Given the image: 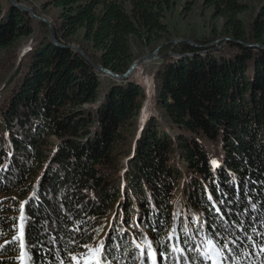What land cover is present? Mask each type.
<instances>
[{
    "label": "trees",
    "instance_id": "1",
    "mask_svg": "<svg viewBox=\"0 0 264 264\" xmlns=\"http://www.w3.org/2000/svg\"><path fill=\"white\" fill-rule=\"evenodd\" d=\"M179 1L194 4L49 0L56 45L0 0V194L13 193L0 197V264L20 251L23 264H212L208 243L224 264H264V0L248 23L246 0H203L221 46L180 42L183 56L160 60L154 98L171 131L152 113L138 127L140 83L103 89L66 45L81 31L90 59L123 73L132 39L166 34ZM36 24L45 34L20 56Z\"/></svg>",
    "mask_w": 264,
    "mask_h": 264
},
{
    "label": "rangeland",
    "instance_id": "2",
    "mask_svg": "<svg viewBox=\"0 0 264 264\" xmlns=\"http://www.w3.org/2000/svg\"><path fill=\"white\" fill-rule=\"evenodd\" d=\"M49 0H22L20 3L27 5L30 7L36 14L43 16L47 19L52 25L54 29V24L58 21V11L59 9L54 7L53 5L46 6V2ZM250 6V9L241 15L242 20L245 22H249L251 18L254 16L255 11L258 8L259 3L261 0H246ZM183 1L176 2V5L172 7L170 10H167L164 14L163 21L167 26V33L164 34L161 38L154 40L149 45L140 44L138 41L132 39L131 44L133 48V52L136 53V59L145 56L156 48L155 55L157 56L156 59L151 61L143 62L139 65L129 76L128 79L119 80L117 78H113L109 75L102 74L104 85L103 89L108 86L109 84L113 83L114 81H126L129 79H134L140 83L144 90V99L142 101V107L139 112V116L137 117V126L141 127L143 121L149 114H155L161 123H163L167 130L171 131L168 124L161 118V109L155 103L154 98V82H153V75L157 70V65L159 64L160 60L164 58V56L170 57H178L169 55L170 53H177L175 52L174 48L180 42H187L186 40H191L192 42L198 45H204L209 43L210 37L212 34H217L223 31V19L222 18H215L213 16V11L210 7L205 6L203 0H194V4L189 11H185L183 9ZM45 23V22H44ZM46 24V23H45ZM47 25V24H46ZM48 27V34L50 38V28ZM55 31V29H54ZM45 34V29L40 25H35V32L34 34L26 37L20 38V56L22 55L23 51L27 48L28 44L33 43L38 38L42 37ZM56 34V31H55ZM57 38V35H55ZM82 32L80 31L75 37L72 38V41L68 45H76L80 47L82 50L85 51L87 49L89 52H92V49L82 40ZM58 40V39H57ZM177 41V43L173 44L172 41ZM212 42V41H211ZM220 41L217 43V47H220ZM213 47V46H211ZM7 53L4 54L1 58L5 59ZM2 59V60H3ZM1 78V77H0ZM3 86L2 79H0V90ZM2 92H0V95ZM1 101V97H0ZM54 139V137H52ZM181 182V179L179 180ZM13 195L12 192L8 194H0L1 196H11ZM10 200L5 201L4 203L8 204ZM145 226V225H144ZM143 225H139L140 229H144ZM136 229V228H135ZM131 233V232H129ZM140 246V243H137ZM215 248L211 243L207 244L208 250V257L212 264H224L222 263L221 259L218 255L215 254ZM95 251H92L90 254L91 259H95L97 256ZM22 256L23 253L20 251L19 257L17 261L13 264H23L22 263ZM79 258V257H77ZM24 259V258H23Z\"/></svg>",
    "mask_w": 264,
    "mask_h": 264
},
{
    "label": "water",
    "instance_id": "3",
    "mask_svg": "<svg viewBox=\"0 0 264 264\" xmlns=\"http://www.w3.org/2000/svg\"><path fill=\"white\" fill-rule=\"evenodd\" d=\"M10 4L14 7H17L19 9H22L26 12H28L32 18L34 19H37L39 21H42V22H45L49 28H50V41L53 43V44H56V45H62L56 38V34H55V31L52 27V25H50L49 21L47 19H45L43 16L41 15H38L36 14L30 7H28L27 5L25 4H22L20 2H18L17 0H9ZM232 38H229V37H223V40L224 41H227V40H231ZM188 43L194 45V46H198V47H210V46H215L217 45V43L220 41V39H216L212 42H209L207 44H204V45H198L194 42H192L191 40H186ZM173 44L177 43V41H172ZM244 45H247V43H243ZM256 46H259V47H264L262 44H255ZM69 47H71L72 49H74L75 51H77L78 53H80L81 55H83L88 61L89 63L91 64V66L96 70V71H99L101 72L102 74H105V75H109L113 78H117L119 80H125V79H128L129 76L132 74V72L139 66L141 65L143 62H146V61H151L153 59H156V50L157 48L152 51L151 53L145 55V56H142L141 58L137 59V60H134L133 63L128 67V69L123 72V73H116V72H113L111 71L110 69L102 66V65H99V64H96L92 59H90V57L85 53L84 50H82L80 47L76 46V45H68ZM169 55H173V56H183L184 54H181V53H170Z\"/></svg>",
    "mask_w": 264,
    "mask_h": 264
}]
</instances>
